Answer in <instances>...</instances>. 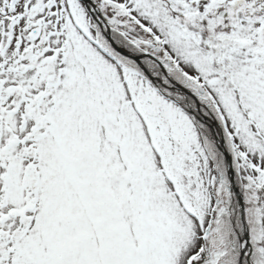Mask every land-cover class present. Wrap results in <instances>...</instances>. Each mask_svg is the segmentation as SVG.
I'll return each instance as SVG.
<instances>
[{
    "label": "snow or ice",
    "instance_id": "6c2138e0",
    "mask_svg": "<svg viewBox=\"0 0 264 264\" xmlns=\"http://www.w3.org/2000/svg\"><path fill=\"white\" fill-rule=\"evenodd\" d=\"M0 264H264V0H0Z\"/></svg>",
    "mask_w": 264,
    "mask_h": 264
}]
</instances>
